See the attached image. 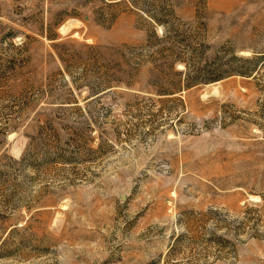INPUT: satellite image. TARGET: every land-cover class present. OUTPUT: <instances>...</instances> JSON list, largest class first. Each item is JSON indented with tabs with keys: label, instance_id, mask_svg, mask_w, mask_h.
<instances>
[{
	"label": "rangeland",
	"instance_id": "374dc122",
	"mask_svg": "<svg viewBox=\"0 0 264 264\" xmlns=\"http://www.w3.org/2000/svg\"><path fill=\"white\" fill-rule=\"evenodd\" d=\"M0 264H264V0H0Z\"/></svg>",
	"mask_w": 264,
	"mask_h": 264
}]
</instances>
